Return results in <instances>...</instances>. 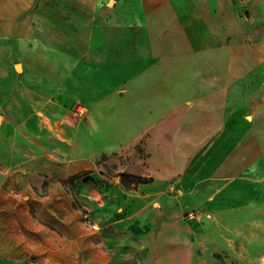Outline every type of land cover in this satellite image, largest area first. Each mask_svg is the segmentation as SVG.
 <instances>
[{"label": "rangeland", "instance_id": "obj_1", "mask_svg": "<svg viewBox=\"0 0 264 264\" xmlns=\"http://www.w3.org/2000/svg\"><path fill=\"white\" fill-rule=\"evenodd\" d=\"M15 1L0 0V17L28 23L42 41L57 25L79 31L75 13L89 16L79 0H65L72 17L52 8L57 0ZM257 25V40L210 37L209 52L145 72L146 86L131 81L101 102L94 126L75 103L72 118L97 146L84 169L23 128L3 131L0 116V264H143L157 229L175 222L188 225L192 264H264Z\"/></svg>", "mask_w": 264, "mask_h": 264}, {"label": "crops", "instance_id": "obj_2", "mask_svg": "<svg viewBox=\"0 0 264 264\" xmlns=\"http://www.w3.org/2000/svg\"><path fill=\"white\" fill-rule=\"evenodd\" d=\"M28 1L13 3L26 7ZM56 3L52 8L68 16L65 0ZM78 4L88 6L83 12H89L87 18L76 13L73 17L81 29L73 32L57 25L46 41L35 37L28 23L0 17L1 129L11 134L17 128L29 131L47 141L65 165L78 170L93 162L97 146L87 131L89 125L72 118L75 103L87 106L89 124L94 126L101 102L116 90L129 88L131 81L146 86L145 72L166 60L209 52L210 37L235 43L257 40V24L264 21V0H79ZM187 227L175 222L158 228L143 264H192Z\"/></svg>", "mask_w": 264, "mask_h": 264}, {"label": "built area", "instance_id": "obj_3", "mask_svg": "<svg viewBox=\"0 0 264 264\" xmlns=\"http://www.w3.org/2000/svg\"><path fill=\"white\" fill-rule=\"evenodd\" d=\"M85 112H86V108L83 106V105H77V106H75V108H74V110H73V113L76 115V116H82V115H84L85 114ZM205 216H209V214L208 213H205L204 214ZM190 217H200V216H198V213L197 212H192L191 214H190Z\"/></svg>", "mask_w": 264, "mask_h": 264}]
</instances>
